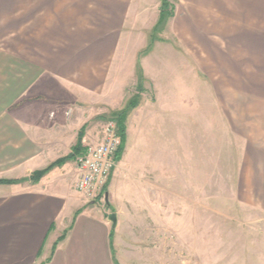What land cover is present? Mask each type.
I'll return each instance as SVG.
<instances>
[{
    "label": "crops",
    "instance_id": "0c3cea01",
    "mask_svg": "<svg viewBox=\"0 0 264 264\" xmlns=\"http://www.w3.org/2000/svg\"><path fill=\"white\" fill-rule=\"evenodd\" d=\"M150 1L0 0V180L26 179L0 184V264H178L177 228L173 238L163 241L161 227L131 226L129 219L134 216L120 210L135 198L132 184L119 169L108 188L107 210L96 208V202H88L76 190L80 177L76 157L38 183L28 179L73 154L83 128L82 151L89 143H99L102 133L97 136L93 125L98 107L119 112L136 96L140 103L126 120L124 155L136 156L141 189L152 166L154 171L166 169L157 154L148 152L146 140L151 121L156 132L163 110L171 114L170 122L177 119L175 127L178 122L185 129V155L193 154L188 102L177 96V91L188 88L178 71L177 51L164 50L166 42L157 41L141 55L158 21L149 38L123 33L129 12L151 9ZM153 2L159 20L161 0ZM79 11L84 12L79 30L51 34L46 29L50 14L36 32L29 30L30 20L39 19L34 12H42L40 18L45 12H57L65 19L67 12ZM98 12H105L108 22L102 25L111 34H98ZM23 24L26 30L21 27L19 35ZM4 59L8 61L3 63ZM172 64L171 73L167 65ZM151 85L160 92L158 104L146 93ZM166 91L171 95L173 91V96L167 97ZM128 136L135 140L130 137L128 143ZM168 153L170 178L176 180L172 163L177 168L178 153L171 143ZM112 214L117 215L115 229L109 220Z\"/></svg>",
    "mask_w": 264,
    "mask_h": 264
},
{
    "label": "rangeland",
    "instance_id": "374dc122",
    "mask_svg": "<svg viewBox=\"0 0 264 264\" xmlns=\"http://www.w3.org/2000/svg\"><path fill=\"white\" fill-rule=\"evenodd\" d=\"M150 2L149 10L129 12L125 35L149 38L158 21L157 3ZM170 2L176 17L161 38L164 50L177 51L179 74L187 80V90L177 96L188 102L193 154L185 155V129L178 122L175 127L177 119L170 122L171 114L163 110L156 132L151 121L146 140L148 152L157 154L166 169L154 171L152 166L141 189L136 156L123 154L113 173L119 169L132 184L135 202H125L120 210L134 216L131 226L161 227L163 241L173 238L177 228L178 264H264V0ZM41 13L34 12L39 19L30 20L29 30L36 32L48 14L51 34L79 30L84 17L80 11L67 12L65 19L57 12L40 18ZM98 13V34H111L102 25L108 22L105 12ZM21 27L26 30L20 25L19 35ZM167 66L172 73L175 64ZM146 93L158 104L155 86ZM114 116L98 107L93 122L97 136L108 121L117 120ZM169 143L178 153L177 168L172 163L176 180L170 178ZM95 207L109 209L107 202L97 201Z\"/></svg>",
    "mask_w": 264,
    "mask_h": 264
},
{
    "label": "built area",
    "instance_id": "2783aa9c",
    "mask_svg": "<svg viewBox=\"0 0 264 264\" xmlns=\"http://www.w3.org/2000/svg\"><path fill=\"white\" fill-rule=\"evenodd\" d=\"M121 143L119 124L113 119L105 124L101 141L87 144L85 150L76 156L80 177L75 188L88 202L106 203L107 188L118 165Z\"/></svg>",
    "mask_w": 264,
    "mask_h": 264
},
{
    "label": "trees",
    "instance_id": "16d2710c",
    "mask_svg": "<svg viewBox=\"0 0 264 264\" xmlns=\"http://www.w3.org/2000/svg\"><path fill=\"white\" fill-rule=\"evenodd\" d=\"M176 16V7L170 2V0H161V7H160V14H159V20L155 27L152 30L151 34V43L149 47L141 53L147 54L149 51H151L152 46L157 41H164V39L161 38V35L165 32L168 23L171 19H173ZM138 77L139 81L143 80V72L140 64L138 65ZM140 103V97L136 96L132 98L126 105V107L121 110L120 112H115L114 117L117 119L119 128H120V134L122 138L121 147L119 149V152L117 154V162H119L125 152V146H126V120L129 116V114L138 106ZM85 131L86 128H83V130L79 134L78 143L74 148L73 154L70 156L60 159L55 163H52L50 166L45 168L44 170L37 171L33 173L30 178H28L33 183H38L45 175H47L51 170L54 168L61 166L68 161L73 160L77 155L81 154L83 151V139L85 137ZM26 179L23 180H0V184H16L20 182H24ZM81 211H78L75 215L77 217ZM66 237V234H64L62 237H60L57 241V243L54 246V249H56L57 245L63 241Z\"/></svg>",
    "mask_w": 264,
    "mask_h": 264
},
{
    "label": "water",
    "instance_id": "95a60500",
    "mask_svg": "<svg viewBox=\"0 0 264 264\" xmlns=\"http://www.w3.org/2000/svg\"><path fill=\"white\" fill-rule=\"evenodd\" d=\"M108 195H107V200H108ZM110 222L113 224V227L114 229L117 227V223H118V220H117V215L116 214H112L109 218Z\"/></svg>",
    "mask_w": 264,
    "mask_h": 264
}]
</instances>
